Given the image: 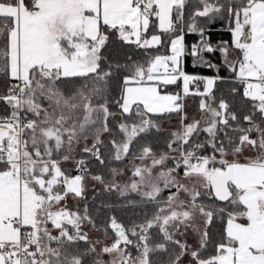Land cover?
<instances>
[{
	"label": "snow or ice",
	"instance_id": "1",
	"mask_svg": "<svg viewBox=\"0 0 264 264\" xmlns=\"http://www.w3.org/2000/svg\"><path fill=\"white\" fill-rule=\"evenodd\" d=\"M0 107V264H264V0H0Z\"/></svg>",
	"mask_w": 264,
	"mask_h": 264
},
{
	"label": "trees",
	"instance_id": "2",
	"mask_svg": "<svg viewBox=\"0 0 264 264\" xmlns=\"http://www.w3.org/2000/svg\"><path fill=\"white\" fill-rule=\"evenodd\" d=\"M153 21L155 23H157L155 21V18H153ZM149 31L151 32V31H153V29L150 27ZM210 35H211V39L214 43L216 41H219V40H229V41L231 40L230 34L224 30L223 22H217L215 25H213ZM196 39H197V37L195 35L186 36V42L189 44L194 42ZM107 53L110 57L118 59L121 62H123L125 60L126 56H128V55L133 56L134 59H143V57H144L143 50L136 49L134 45H128V44L123 43L122 41H120L118 39V35H113L110 37V45L108 46ZM215 59L218 61L219 56L217 55L215 57ZM186 70L190 73L194 72V73H198V74L205 75V76L213 75V72L209 69H206V68H195L194 69L191 65V59L190 58L187 62ZM220 75L227 76V75H229V73H227L226 71H222L220 73ZM119 83H120L119 79H117L116 81L113 82L112 87H113V94L114 95L119 92ZM222 87L226 88L227 85H223ZM169 90H171V89H169ZM175 90L176 89L174 88L173 91H175ZM0 111H2V107H0ZM94 194L98 197L97 203H99L100 200H103V199H111L110 197L102 196L100 194L99 189ZM93 195H92V197H93ZM92 197L89 199L91 200ZM114 214H116L125 223H127L128 220L131 218V213L127 212L126 210L120 209L119 205H117V211ZM222 228H223V223L220 221H217L214 223L213 226H210L209 231L211 233L213 240L219 238V235H220V232L222 231ZM207 252L210 254L212 252V248L209 247L207 249Z\"/></svg>",
	"mask_w": 264,
	"mask_h": 264
},
{
	"label": "crops",
	"instance_id": "3",
	"mask_svg": "<svg viewBox=\"0 0 264 264\" xmlns=\"http://www.w3.org/2000/svg\"><path fill=\"white\" fill-rule=\"evenodd\" d=\"M173 89L174 88H172L169 91H173ZM176 90H178V89H176ZM197 101H198V99H193V98H189L187 100V102H186L187 103V110H188V112H189L190 115L195 113L196 107H197ZM163 126H164L165 129H174V128L177 127V120L176 119H173L171 121H165L164 124H163ZM98 189L99 188H97L96 191ZM93 194H94L93 192H90L89 193V198H91ZM190 242H191V240H190Z\"/></svg>",
	"mask_w": 264,
	"mask_h": 264
},
{
	"label": "rangeland",
	"instance_id": "4",
	"mask_svg": "<svg viewBox=\"0 0 264 264\" xmlns=\"http://www.w3.org/2000/svg\"><path fill=\"white\" fill-rule=\"evenodd\" d=\"M71 207H73L74 205H72L71 203L69 204Z\"/></svg>",
	"mask_w": 264,
	"mask_h": 264
}]
</instances>
